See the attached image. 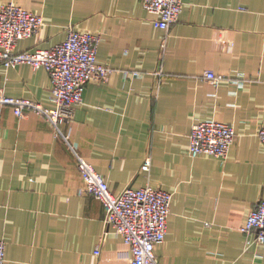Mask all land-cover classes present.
I'll return each mask as SVG.
<instances>
[{
  "label": "crops",
  "instance_id": "0c3cea01",
  "mask_svg": "<svg viewBox=\"0 0 264 264\" xmlns=\"http://www.w3.org/2000/svg\"><path fill=\"white\" fill-rule=\"evenodd\" d=\"M13 1L43 17L16 50L48 48L69 26L99 34L96 60L113 71L89 80L69 122L17 116L0 105V239L5 264H131L129 246L107 230L105 208L80 191L77 155L110 190L146 185L172 192L158 264H264L238 228L264 198V0H183L167 31L139 0ZM138 71L137 74L124 73ZM212 70L223 77L213 85ZM7 95L52 109L43 67L0 63ZM233 125L225 158L191 157L195 120ZM68 134V141L63 137ZM148 160L149 168L142 170ZM107 233L104 234V232Z\"/></svg>",
  "mask_w": 264,
  "mask_h": 264
},
{
  "label": "built area",
  "instance_id": "2783aa9c",
  "mask_svg": "<svg viewBox=\"0 0 264 264\" xmlns=\"http://www.w3.org/2000/svg\"><path fill=\"white\" fill-rule=\"evenodd\" d=\"M148 12L155 14V24L167 31L182 10L183 0H139ZM44 24L43 17L13 1L0 5V63L6 67L29 64L36 69L43 67L51 81L52 109L38 101L9 96L0 87V105H9L17 116L28 111L41 113L56 131L59 125L69 122L75 106L81 103L85 85L89 80H106L113 68L96 60L99 34L81 31L69 26L65 38L43 49L16 50L18 40L36 33ZM130 71L125 70L124 73ZM130 73L137 74L132 70ZM204 77L218 85L223 77L212 70H205ZM233 125L213 118L195 120L190 128L187 153L225 158L235 138ZM264 146V116L257 131ZM68 141V134H63ZM77 155L78 169L84 180L80 191L99 199L105 208L104 222L107 230L118 233L129 246L131 264H158L155 246L163 242L167 231L172 192L146 185L139 188L125 187L113 193L104 178L85 158ZM149 168L146 160L142 170ZM104 232V234L107 233ZM245 235V247L253 241L264 245V198L258 200L238 228ZM5 241L0 239V264H5Z\"/></svg>",
  "mask_w": 264,
  "mask_h": 264
}]
</instances>
